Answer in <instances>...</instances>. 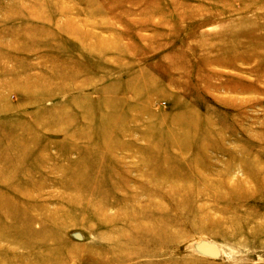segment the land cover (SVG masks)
Segmentation results:
<instances>
[{"label": "rangeland", "instance_id": "374dc122", "mask_svg": "<svg viewBox=\"0 0 264 264\" xmlns=\"http://www.w3.org/2000/svg\"><path fill=\"white\" fill-rule=\"evenodd\" d=\"M0 264H264V0H0Z\"/></svg>", "mask_w": 264, "mask_h": 264}, {"label": "water", "instance_id": "95a60500", "mask_svg": "<svg viewBox=\"0 0 264 264\" xmlns=\"http://www.w3.org/2000/svg\"><path fill=\"white\" fill-rule=\"evenodd\" d=\"M207 250L209 251V252H214V250H213V248H211L210 246L209 247H207Z\"/></svg>", "mask_w": 264, "mask_h": 264}]
</instances>
